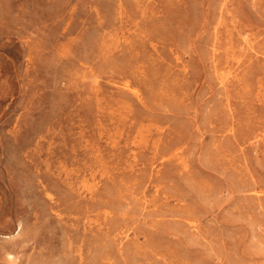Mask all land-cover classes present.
Instances as JSON below:
<instances>
[{
    "label": "rangeland",
    "instance_id": "374dc122",
    "mask_svg": "<svg viewBox=\"0 0 264 264\" xmlns=\"http://www.w3.org/2000/svg\"><path fill=\"white\" fill-rule=\"evenodd\" d=\"M0 264H264V0H0Z\"/></svg>",
    "mask_w": 264,
    "mask_h": 264
}]
</instances>
